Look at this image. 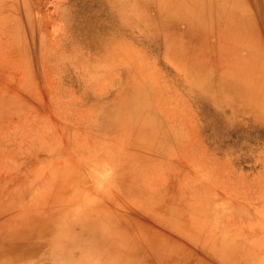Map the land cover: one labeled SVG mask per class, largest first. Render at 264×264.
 I'll return each mask as SVG.
<instances>
[{
    "label": "rangeland",
    "instance_id": "rangeland-1",
    "mask_svg": "<svg viewBox=\"0 0 264 264\" xmlns=\"http://www.w3.org/2000/svg\"><path fill=\"white\" fill-rule=\"evenodd\" d=\"M221 1L0 0V264H264V0Z\"/></svg>",
    "mask_w": 264,
    "mask_h": 264
},
{
    "label": "bare ground",
    "instance_id": "bare-ground-1",
    "mask_svg": "<svg viewBox=\"0 0 264 264\" xmlns=\"http://www.w3.org/2000/svg\"><path fill=\"white\" fill-rule=\"evenodd\" d=\"M221 2H222V4H223V7L226 8V9H227V8H232V7L236 6V5H233V3H231V2L228 3L227 0H222ZM233 2H234V4L237 3V5H238V1H235V0H234ZM227 3H228V4H227ZM215 4H216V3H215ZM206 7H207V6H206ZM216 8H217V7H216ZM234 8H235V7H234ZM216 10H217V9H216ZM1 218H2V217H1ZM38 225H39V224H38ZM39 226H40V225H39ZM39 228H40V227H39ZM28 230H29V229H28ZM31 231H32L33 234H35L34 231H36V229L32 227ZM31 231H30V232H31ZM24 233H26V232H24ZM29 234H30V233H29ZM24 235H25V234H24ZM30 235H32V234H30ZM9 237H11V236H9ZM0 250H2L1 247H0Z\"/></svg>",
    "mask_w": 264,
    "mask_h": 264
}]
</instances>
